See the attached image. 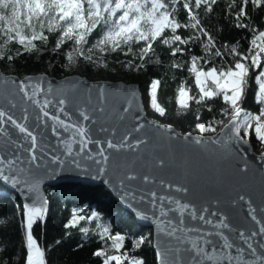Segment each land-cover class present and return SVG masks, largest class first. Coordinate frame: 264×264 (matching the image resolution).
Here are the masks:
<instances>
[{"label":"snow or ice","instance_id":"6c2138e0","mask_svg":"<svg viewBox=\"0 0 264 264\" xmlns=\"http://www.w3.org/2000/svg\"><path fill=\"white\" fill-rule=\"evenodd\" d=\"M217 0H194L196 9L202 5L206 12L212 11V6ZM180 0H0V57H5L11 61L13 56L7 54L9 42L21 45L24 51H39L33 43L36 40H48L44 32L58 33L54 51L59 49L66 41H73L72 52L67 54L69 62H75V57H79L83 52V45L88 43V37L95 31H99V37L89 48L88 54L83 58L85 61L97 64V66L107 67L102 60H94L93 54L122 51L125 56L130 53L136 57L132 45L144 42V47L138 49L141 63L133 64L132 60L123 63V67L129 70H140L145 67V63L159 64V57L154 60L145 61V57L154 55L153 43L160 40L161 43L171 48V54L183 55L185 49L180 45L188 44L189 40H199L206 37L207 42L204 48L211 55L221 57L223 53L216 48L213 37L203 27L197 14L194 13L190 0H183V9L187 12L188 22L181 24L176 19L177 5ZM235 3V0H233ZM249 0H241V7L236 14L237 28H248L247 24L241 21L246 18V6ZM251 3L259 7L264 5V0H251ZM233 5H229L231 8ZM187 28L194 30V35L187 40L177 34V30ZM165 30H170L171 36H164ZM253 35L246 52L238 51L239 42L228 47V51L233 57V62L224 66L208 67L204 65L211 61L204 57L191 56L187 65L188 71L194 76V83L198 89L196 96L189 95V90L182 84L178 89L177 102L181 108L188 107L189 100H195L197 104L206 100H212L217 96H222L225 107L221 109L223 116L227 117V123L223 120H213L207 126L198 123L196 128L201 133L207 131L215 132L213 127L220 124V134L215 139H210L206 143L224 144L234 141L238 144L249 142L250 131H254L256 139L264 146V30L252 29ZM176 45L172 47V45ZM124 47L127 51H124ZM215 49L213 52L212 50ZM22 53L18 50L16 55ZM203 61V64H201ZM174 68L182 65L178 62L173 64ZM258 70V71H257ZM252 73H256L253 82L258 86L255 92V101L259 104L258 114L246 111L241 103L249 87L248 81ZM210 82V83H209ZM15 83V82H13ZM160 84L159 80H153L150 90V106L161 115H164V108L157 103L156 90ZM51 93L49 88L44 93L38 81L31 78L20 81L15 89L7 92L0 91V99L7 102V107L0 104V181L10 183L14 188H19L24 194L26 202L23 204V224L25 232L26 257L25 264H47L45 259V249L37 245V240L33 237V225L39 220L45 221L48 201L40 195V179L38 173L46 165H60L74 168L83 172L88 169L82 164L83 160L92 161L98 166V174H104L106 165L110 160L106 149L120 151L127 145L128 137L125 136L121 143H114L112 139L101 141L94 139L91 128L84 122L96 121L85 111L80 110V122H68L70 117L61 118V113H65L67 98L59 97L53 99L39 100L38 94L47 97ZM19 94L21 103H17L13 97ZM101 99L103 94L101 93ZM55 101V103H54ZM29 107L35 113V122L30 124L32 116ZM55 107L57 111L52 113L50 108ZM19 108L21 116L17 119L12 109ZM129 109L124 108V112ZM101 113L103 108H99ZM199 118V117H198ZM51 121V125L48 124ZM50 127L51 133L57 138V146L62 148L60 154H51L48 145L44 142V137L40 129ZM101 132L108 129L101 126ZM139 130V129H137ZM243 133V134H241ZM67 134V136H65ZM224 139H221V138ZM196 144L202 143L200 138L194 140ZM143 141H137V144ZM95 144L97 151L92 152L90 145ZM74 145L78 150L74 151ZM102 145H106V148ZM264 158V153H261ZM96 178L95 176L93 177ZM137 177L135 174H125L118 183L123 188L124 181H132ZM145 182L149 180L144 177ZM106 184L110 181L105 180ZM176 191H187L176 188ZM151 200L148 203L153 209V218L157 230V243L155 255L157 264H264V253L257 255V248L254 245V238L261 237L260 248L264 249V223L257 220L253 214L249 215L257 224H262L259 232L252 231L246 234L239 231V240L245 247L237 245L225 234L224 230L230 229L226 222V217L219 216L218 222L206 218L204 213L208 211L203 208L200 214L194 206L189 203H181L180 200L160 196L157 198L155 192L149 193ZM125 196L136 201L134 192L128 191ZM145 197L141 196L140 201ZM239 199L243 201L244 196ZM159 201V203H158ZM165 201L175 207L165 208ZM135 210V209H134ZM79 210H72L71 219L65 224V228L76 227L80 221L100 220V214L93 210L91 215L85 217L78 215ZM158 212V215L156 214ZM187 212L191 220H199L200 227H189L187 225L185 213ZM170 213H178V219L170 218ZM136 215L144 219L148 216L145 212L136 210ZM213 216L217 213L213 212ZM210 226L212 230H205L203 226ZM101 238L111 241L109 247L115 250V254H108L107 249H97L93 255L102 258V264H144L142 259L131 256L124 249L126 236L121 233L112 235L107 224H97ZM82 233L87 234L89 229L81 227ZM145 242L144 237L132 240V250L135 251ZM59 243V241H57Z\"/></svg>","mask_w":264,"mask_h":264},{"label":"trees","instance_id":"16d2710c","mask_svg":"<svg viewBox=\"0 0 264 264\" xmlns=\"http://www.w3.org/2000/svg\"><path fill=\"white\" fill-rule=\"evenodd\" d=\"M190 3L203 27L213 37L216 48L223 53V59L205 50L203 45L207 42L206 37L195 41L189 40L188 44L180 45L185 52L183 55L178 53L176 56L171 54L169 46L164 45L158 39L153 43L154 55L150 54L145 57V61L159 57V64L145 63V67L138 71L122 66L128 60H132L134 65L141 63L138 49L145 46L141 41L132 45L133 52L136 53L135 58L131 53L125 56L119 50L103 54L94 53V60H102L107 64V67L97 66L83 58L99 37V31H95L88 37V43L83 45L82 54L75 57L73 63L67 59V54L73 50V41H66L54 51L58 33L45 31L44 35L48 36L46 43L41 40L33 42L39 51L27 52L18 43L9 42L7 54L13 56V59L9 61L5 57H0V69L5 74L20 77L47 74L50 77L61 79L78 74L92 81L110 80L135 83L140 88L148 116L169 124L183 133L198 134L200 132L196 128L198 123L207 126L213 120L227 122V117L221 113V109L226 105L222 96H217L200 104H197L195 100H189L186 109L180 107L177 99L178 89L182 84L189 90V95L196 96L198 92L194 76L189 73L187 67L190 57L198 56L210 60L208 65H204L205 70L213 66L227 67L233 62V57L226 46L230 47L239 42L238 51L246 52L253 35L251 30H264V5L256 7L249 0L246 6L247 16L240 21L249 27L237 28L235 17L241 7V0H235V3L233 0H217L210 13L204 10L203 5L196 9L194 0H190ZM230 4L233 5L231 8H229ZM182 5L183 0H180L177 5L176 19L181 24H185L188 22V15ZM177 34L187 40L195 33L192 29L181 28L177 30ZM163 35L171 36L172 33L170 30H165ZM2 43L3 40L0 39V44ZM175 46V44L172 45V47ZM18 50L22 53L19 56L16 55ZM124 51H127L126 47ZM212 51L214 52L215 49ZM178 62L182 67L174 68L173 64ZM255 75L256 73H252L249 77V87L241 106L246 111L258 114L261 106L255 101V92L258 87L253 82ZM154 79L160 81L156 90V98L157 103L164 108V115L149 107V90ZM221 126L220 124L213 125L215 129ZM249 141L255 151L264 149V146L256 139L255 133L250 134ZM44 190L49 203L47 218L44 223L38 220L33 225L32 234L38 246L45 249L47 264H102V258L93 255L97 249H107L109 255L115 254V250L109 247L111 241L106 237L101 238L98 234L100 231L97 229L98 223L109 225L112 235L121 233L126 236L122 251L127 250L131 256L142 259L144 264H157L152 230L138 224L134 216L119 205L105 187L62 183L54 187H46ZM73 209H78V215L85 217L90 216L95 210L100 214V220L86 219L80 221L76 227L65 228V224L72 217ZM22 212L23 206L20 199L0 182V264H25L26 248ZM81 227L88 228L89 232L82 233L79 230ZM140 237H144L145 242L133 251L132 240ZM124 264L127 262L125 261Z\"/></svg>","mask_w":264,"mask_h":264},{"label":"water","instance_id":"95a60500","mask_svg":"<svg viewBox=\"0 0 264 264\" xmlns=\"http://www.w3.org/2000/svg\"><path fill=\"white\" fill-rule=\"evenodd\" d=\"M26 78L38 81L44 93L51 88V93L47 97L38 94L37 98L41 101L45 98L53 100L59 97L67 98L65 113H61L62 119H66L67 115L70 117L68 122H80L79 111L83 110L96 121L84 122L91 128L94 139L101 141L112 139L114 143L119 144L127 136L128 139L124 143L134 146L122 148L118 152L106 149L110 160L104 174H98V166L87 160L82 161L88 169L87 172L67 166L46 165L39 171L38 178L41 181L40 195L47 201L44 189L62 183L105 187L114 200L134 216L138 224L152 230L154 250L157 230L152 215L153 209L148 203L151 200L149 195L151 192H155L157 198L164 196L180 200L181 203H189L194 206L197 215L203 208H207L208 211L204 215L214 222H218L220 215L225 216L226 222L230 225V229L224 230L225 234L245 249L246 246L239 240L238 232L245 231L246 234L252 231L259 232L262 224H257L249 212L254 210L253 214L257 220L264 223V158H261V153L254 151L250 141L247 144L229 141L227 145L206 143L217 138L220 130L211 136L183 133L148 116L140 88L135 83L92 81L78 74L61 79L47 74L20 77L5 74L0 69V91L15 89L18 83L25 81ZM13 99L21 103L19 94ZM0 104L7 107L5 100L0 99ZM99 108H103L104 111L101 113L98 111ZM124 108L129 110L124 112ZM49 111L55 113L57 109L52 107ZM12 112L17 119L20 118L19 108L12 109ZM29 113L32 116L29 123L34 124L35 113L31 107ZM48 124L51 125V121H48ZM101 126L108 131H99ZM40 131L44 142L49 146L48 151L51 154H60L63 149L57 146V138L52 135L51 128L44 127ZM196 138H200L202 143L196 144L194 142ZM137 141L143 143L137 144ZM102 146L106 148V145ZM73 147L74 151L78 150L77 145ZM89 147L93 153L97 151L95 144ZM128 173L135 174L137 178L132 181L125 180L122 188L118 181ZM145 176L149 178L147 182L144 180ZM105 180L110 183L106 184ZM0 182L17 195L23 206L26 200L20 189L14 188L10 183ZM176 188L187 191H176ZM128 191L136 194V201L125 196ZM141 196L145 197L143 201L139 200ZM240 196H244L245 199L241 201ZM48 206L49 203L46 206L45 220ZM168 207L175 205H169L165 201V208ZM136 210L145 212L148 218L137 216ZM213 212L217 215L213 216ZM156 214L158 215V212ZM169 216L175 220L179 214L170 213ZM185 216L189 227H200L203 223L198 219L191 220L187 212ZM203 227L205 230H212L210 226ZM253 243L257 248V255L264 253V249L260 248L259 235L254 238Z\"/></svg>","mask_w":264,"mask_h":264},{"label":"rangeland","instance_id":"374dc122","mask_svg":"<svg viewBox=\"0 0 264 264\" xmlns=\"http://www.w3.org/2000/svg\"><path fill=\"white\" fill-rule=\"evenodd\" d=\"M210 83V82H209ZM150 90H151V87H150ZM150 90H149V93H150ZM144 103V102H143ZM149 107L150 108H152L151 106H150V95H149ZM254 114H256V113H254ZM227 123V122H226ZM222 127V126H221ZM220 127V128H221ZM220 128L219 129H216V131L215 132H209V131H207V132H204V133H201V132H199L198 134L199 135H202V136H211V135H214L215 133H217L219 130H220ZM251 133H254V131H250V134ZM251 143V142H250ZM251 145H252V143H251ZM252 147H253V145H252ZM253 149H254V147H253ZM254 151H255V149H254ZM256 153H262V152H264V149H262V150H258V151H255ZM24 232H26V229L24 228ZM38 245V244H37ZM138 259V258H137ZM111 264H115V262L113 261V262H111Z\"/></svg>","mask_w":264,"mask_h":264}]
</instances>
